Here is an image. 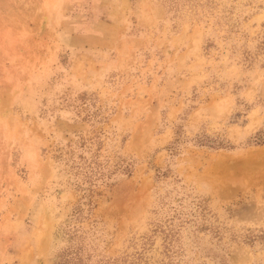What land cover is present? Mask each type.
I'll use <instances>...</instances> for the list:
<instances>
[{
    "label": "rangeland",
    "instance_id": "1",
    "mask_svg": "<svg viewBox=\"0 0 264 264\" xmlns=\"http://www.w3.org/2000/svg\"><path fill=\"white\" fill-rule=\"evenodd\" d=\"M0 264H264V0H0Z\"/></svg>",
    "mask_w": 264,
    "mask_h": 264
}]
</instances>
